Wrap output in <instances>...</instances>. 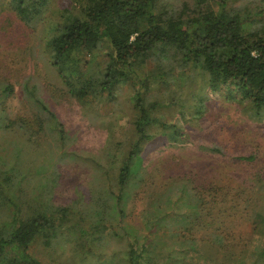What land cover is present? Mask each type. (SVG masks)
Listing matches in <instances>:
<instances>
[{"label":"trees","instance_id":"16d2710c","mask_svg":"<svg viewBox=\"0 0 264 264\" xmlns=\"http://www.w3.org/2000/svg\"><path fill=\"white\" fill-rule=\"evenodd\" d=\"M163 1L86 0L77 13H63V21L56 26L57 34L49 40L48 47L55 65L70 63L74 67L69 76L63 75L68 94L87 103L104 93L108 99H113L117 88L129 85L135 90L131 126L125 141L116 143L108 135L101 159H84L85 164L94 167L98 180L93 191L96 193L94 204L88 207L94 212L87 213L91 218L87 227L78 220L85 211L74 207L50 210L44 206L42 210H33L34 203L28 202V208L24 209L15 200L19 189L13 179L19 177L21 181L27 174L18 172L15 166H0V204L8 202L12 208H8L11 214H6L10 220H4V227L0 228V264H43L27 251L38 237L44 238L47 244L60 234L77 235L87 245L101 239L107 225L124 217L125 204L145 181L153 157L145 158L142 153L156 130H163L174 142L187 143L186 147L228 158L239 166L232 171L239 182L231 187L236 191L234 195L222 184L196 185V173L174 172L164 160V168L174 173L165 197L167 203L176 201L179 211L167 212L170 219L166 220L160 215L162 209L157 207L160 217L151 220L147 228L156 233L164 226L170 230H212L211 240L225 249L228 264H264V167L257 165L255 153L233 152L207 140L210 124L205 123L204 117L208 101L219 97L242 103L248 117L257 123L264 121V0H194L171 8ZM48 3L49 0H3L0 5L10 7L20 20L30 24ZM103 41L108 42L112 50L105 70L98 73L83 70L74 52L93 53ZM7 90L9 92L11 87L5 88ZM27 90L37 110L31 118L17 125L20 133L36 146L46 130L64 139V122L47 105L38 86L32 89L27 86ZM157 90L168 93V99L160 98ZM183 92L186 99L180 101ZM172 105L182 108L176 122L160 116ZM171 146L175 143L164 148L178 157L179 148ZM74 158L80 157L72 154ZM103 159L107 164L101 162ZM169 161L175 166L174 160ZM208 196L216 203L229 202V213L238 210L252 223L256 236L250 243L243 247L241 244L224 245L223 236L216 233L224 220L210 217ZM33 201L37 202L36 198ZM30 210L33 212L28 213ZM14 244L23 248L21 254L11 258L2 256L5 248ZM146 251V245L131 244L126 260L121 262L154 264L152 257L148 262ZM178 257L166 264H181Z\"/></svg>","mask_w":264,"mask_h":264},{"label":"rangeland","instance_id":"374dc122","mask_svg":"<svg viewBox=\"0 0 264 264\" xmlns=\"http://www.w3.org/2000/svg\"><path fill=\"white\" fill-rule=\"evenodd\" d=\"M185 1L192 3L194 0H164L163 3L171 8L181 7ZM85 4L86 0H49L42 14L30 24L20 20L10 7L0 5V166H15L18 172L27 174L21 181L19 177L13 179L14 186L19 189L16 193L18 199L15 200L24 209L28 208V202L34 203L33 210H42L44 206L50 210L74 207L78 211H85L82 216L85 220L82 217H78V220L87 227L91 223L87 213L94 212L89 211L88 207L96 196L93 191L98 180L96 170L90 163L85 164L84 159H101L108 135L116 143L125 141L131 126L129 121L133 118L132 97L135 90L124 84L115 90L113 99H108L107 93H104L87 103L79 102L68 94L63 75L69 76L74 67L70 63L55 65L50 57L48 42L57 34L55 28L63 21V13H77L80 6ZM161 7L162 4L159 9ZM110 52V44L103 41L93 53L78 50L74 54L80 59L83 70L98 73L107 67ZM27 86L30 89L38 86V92L47 105L64 122V139L46 130L36 146L20 133L17 125L23 119L31 118L37 110L30 102L31 94ZM7 87H11L9 92L5 91ZM172 88L178 90L174 86ZM156 92L160 98L168 99V93ZM185 99L183 92L179 100ZM208 107L204 114L205 123L210 124L206 132L207 140L233 152L255 153L258 155L257 165L264 167V121L257 123L248 117L245 106L239 102L215 97L208 101ZM181 109V105H172L160 116L169 122H176ZM174 143L175 146L171 148H179L178 157L164 148ZM186 146L187 143L169 139L163 130L155 131L154 138L142 153L145 158L153 157L145 181L125 204L124 217L107 225L101 239L87 245L77 235L60 234L47 244L44 238L38 237L27 251L43 264H123L129 246L139 244L146 245V258L149 262V257H152L154 264H166L177 255L181 264H228L225 249L211 240L212 230H170L164 226L156 233L147 228L151 220L160 217L157 207L162 209L160 215H164L166 220L170 219L167 212L179 211L178 203H167L165 197L173 183L174 173L169 172L170 168L174 172L183 170L196 173V185L211 186L217 183L225 186L232 195L236 193L231 187L239 182L232 174L239 167L237 164L226 157ZM114 149L115 145L110 151L113 153ZM72 154L80 158L72 159ZM164 160L168 161L165 165L169 169L164 168ZM169 160H174L175 166ZM101 162L107 164L105 160ZM218 197L221 199L222 194ZM35 198L37 202L33 201ZM173 198L175 200V196ZM230 205L223 200L216 203L208 196L210 217L224 220L216 232L223 236L224 245L241 244L243 247L252 241L256 233L252 223L240 211L229 213ZM8 208H11L8 202L0 204V228L4 227V220H10L6 215L11 214ZM227 212L228 217L224 214ZM191 243H194L193 247ZM22 250L15 244L10 245L2 256H19Z\"/></svg>","mask_w":264,"mask_h":264}]
</instances>
